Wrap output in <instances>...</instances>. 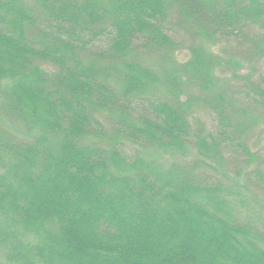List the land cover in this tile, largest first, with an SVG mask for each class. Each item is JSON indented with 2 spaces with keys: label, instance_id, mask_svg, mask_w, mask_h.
<instances>
[{
  "label": "trees",
  "instance_id": "1",
  "mask_svg": "<svg viewBox=\"0 0 264 264\" xmlns=\"http://www.w3.org/2000/svg\"><path fill=\"white\" fill-rule=\"evenodd\" d=\"M229 44L264 60V0H0V264H264L213 173L264 196V75Z\"/></svg>",
  "mask_w": 264,
  "mask_h": 264
},
{
  "label": "rangeland",
  "instance_id": "2",
  "mask_svg": "<svg viewBox=\"0 0 264 264\" xmlns=\"http://www.w3.org/2000/svg\"><path fill=\"white\" fill-rule=\"evenodd\" d=\"M209 49L212 50L214 53L221 54L224 57L234 58L241 61L245 67L243 70L244 72H242V74L244 73L248 74L249 72H251L250 70L251 67H254L255 68L254 73L257 76L264 75V60L262 61L257 60L259 59V57L250 58L246 54L243 47L238 48L230 44L224 46L211 45ZM175 57L180 63H185L189 60L190 54L186 50H183L175 53ZM147 62L149 64L159 63L158 58L156 57H148ZM42 67L48 69V67L46 66L45 67L42 66ZM216 75L219 76L223 82L226 83L229 82L230 84L233 85H239L238 82L232 79L231 73L226 70H217ZM194 112L195 113L192 120H195V125L198 128L207 129L211 124V117L209 116V114H207L204 111H197V110H195ZM7 127L10 128V125L7 124ZM249 145L252 147L254 151H260L264 149V122L261 121L260 125L257 126L253 131ZM133 149L135 150L134 147ZM132 152L133 151H131L130 153ZM147 155L152 158H157L166 163H170L172 161L178 160L175 159L173 155H167L155 151H148ZM196 157H197L196 152L192 151L188 156H186L182 160L190 162L196 159ZM213 173L217 180L225 182L226 185H229L230 188H233V191H239L245 196L247 203L249 205V212L254 211L255 214L261 213L264 215V196L259 191L251 187V185H249L244 178L237 176L236 170L234 168L221 166L220 168H216V170L213 171ZM263 215L261 216L264 218Z\"/></svg>",
  "mask_w": 264,
  "mask_h": 264
}]
</instances>
